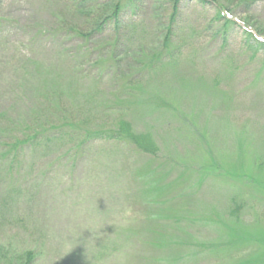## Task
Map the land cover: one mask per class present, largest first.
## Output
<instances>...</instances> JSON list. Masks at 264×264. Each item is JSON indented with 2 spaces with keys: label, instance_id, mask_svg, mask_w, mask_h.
<instances>
[{
  "label": "rangeland",
  "instance_id": "374dc122",
  "mask_svg": "<svg viewBox=\"0 0 264 264\" xmlns=\"http://www.w3.org/2000/svg\"><path fill=\"white\" fill-rule=\"evenodd\" d=\"M115 1H98L97 21ZM244 1L181 0L169 57L173 0H132L99 32L73 0H0V146L46 119L54 93L105 121L117 92L160 146L66 139L0 163L1 264L28 252L32 264H264V187L251 181L264 185V49L245 35L264 43V0ZM234 198L247 201L238 218Z\"/></svg>",
  "mask_w": 264,
  "mask_h": 264
},
{
  "label": "trees",
  "instance_id": "16d2710c",
  "mask_svg": "<svg viewBox=\"0 0 264 264\" xmlns=\"http://www.w3.org/2000/svg\"><path fill=\"white\" fill-rule=\"evenodd\" d=\"M99 0H73V8L76 11L84 13L85 17L90 20V22H95L96 32L102 31L103 27L109 22H115V24H120V17L122 11L126 8V5L132 2V0H117L114 4L103 6L107 13L104 16L103 20L97 21L99 7L101 6L98 3ZM122 1V2H121ZM181 0H173L172 13L170 16V25L168 26V31L165 39V52L169 53L171 49H168L170 44V39L172 38V25L176 20L178 15L179 3ZM207 1V0H203ZM249 0H245L247 2ZM254 1V0H250ZM216 19L224 21V33H226L227 28L232 23L229 20H226L225 13L229 11L226 7H217ZM227 14V13H226ZM116 25V26H117ZM247 45L254 49L255 53L264 49V43L260 42L258 39L253 38L251 32L245 31ZM132 89V88H131ZM111 99L109 103H103L101 107L102 115L106 120H97L94 118H84L78 116V112L71 110L77 109L72 104V108H66L64 106V101L70 100L61 94L57 95L54 93L51 97L48 98L47 105L45 107V113L43 114L46 119L43 118H34L35 120L30 121V125L26 124V121H23V124L19 125L22 128L19 136L14 140L7 141L5 138L2 139V146L0 151V163L7 165L8 168L18 163L20 156L25 154L28 150L38 152L40 150H49V148L56 144V142H61L66 139H71L74 143V149H80L81 147L88 145L90 142L96 140L103 141H113L119 144H124L136 149L140 153L148 154L151 156H157L160 152V146L156 139L149 134L138 133L133 124L128 120L127 105L125 103H131L133 96L127 92L125 100L121 99V95L117 93H111ZM71 111V112H70ZM52 118H55L52 120ZM0 136H2L0 134ZM256 161V160H255ZM234 173V172H232ZM235 173H239L235 170ZM236 178V177H235ZM251 181L259 187H264L263 183L259 181V174L251 177ZM152 191V187L150 189ZM240 199V198H239ZM238 199H233L234 201V210L232 211V216L238 218L241 215L242 211L246 208L247 201H236ZM244 200V199H240ZM238 216V217H237ZM2 258H8L7 255L0 253V260ZM35 260V255L33 252H28L26 256L18 261H21L22 264H32ZM2 262L0 261V264Z\"/></svg>",
  "mask_w": 264,
  "mask_h": 264
}]
</instances>
